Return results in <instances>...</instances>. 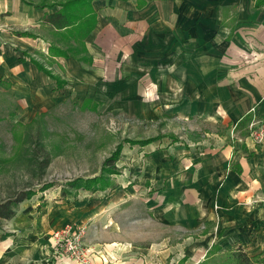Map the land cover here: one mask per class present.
<instances>
[{
    "label": "crops",
    "instance_id": "0c3cea01",
    "mask_svg": "<svg viewBox=\"0 0 264 264\" xmlns=\"http://www.w3.org/2000/svg\"><path fill=\"white\" fill-rule=\"evenodd\" d=\"M133 1L94 0L97 23L85 39L91 66L59 57L48 69L80 94L110 77V60L119 57L125 99L142 108L157 93L175 124H197L212 143L199 141L192 149L180 137L161 135L159 143L171 141L158 151L157 141L138 147L142 156L135 157H160L144 174L149 196L158 200L146 205V216L129 220V236L92 242L94 264L169 258L168 247L152 241L142 247L139 239L140 229H155L158 219L183 233L200 231L184 252L188 264L191 258L201 264L213 247L216 256L264 257V143L256 144L246 128L233 132L246 114L264 121V8L254 0H144L138 8ZM57 9L0 0V89L12 92L23 113L48 110L69 93L54 91V80L30 60L47 53L51 40L43 18Z\"/></svg>",
    "mask_w": 264,
    "mask_h": 264
},
{
    "label": "rangeland",
    "instance_id": "374dc122",
    "mask_svg": "<svg viewBox=\"0 0 264 264\" xmlns=\"http://www.w3.org/2000/svg\"><path fill=\"white\" fill-rule=\"evenodd\" d=\"M30 1L36 3L39 0ZM133 3L137 6L138 0ZM48 38L52 41L51 37ZM117 58L110 60L109 65L114 68L110 77L96 81L88 90L83 87L80 94L65 86L60 90L69 92L66 99L48 110H39L36 115L23 113L24 109L19 107L12 92L7 88L0 89V199L24 190L27 185L37 191L35 196L20 205L13 220L2 224L0 264H94L92 242L103 244L129 236L133 231L129 220L136 215L140 218L146 216V205H153L158 200L149 196L152 193L147 190L152 187L144 174L147 169L156 167L159 155L148 162L144 157H135L136 153L142 156L138 145L129 144L147 139L157 141L161 135L180 137L179 142L185 147L192 146V149L199 147L193 144L199 141L212 143L210 137L205 136L206 129L197 124L191 123V127L175 124L174 118L161 110L157 93L150 94L145 101L147 105L142 104V108L134 100L132 103V100L125 99L122 96L121 60ZM51 65L44 63L46 67L51 68ZM60 90L54 87V91ZM170 141L165 139L164 142ZM39 142L51 159L40 182L29 172L26 161L27 152ZM157 142L156 147L153 146L155 152L164 143ZM119 148V159L113 163L118 174L109 176L113 188L95 193L76 190L78 192L64 198L60 195L61 187L70 180H84L111 172L112 164H106L116 157ZM143 181L146 189L142 190ZM41 182L53 187L38 192ZM160 222L156 220L155 229H140L141 246H149L152 241L154 246L169 248V258L159 257L158 263L153 264H171L172 261L188 264L184 252L195 238L198 239L200 231L183 233L158 225ZM74 232L80 234L86 263L62 256L66 243L59 242L56 237L62 235L73 241L71 234ZM208 255V264H223V256ZM195 261L191 258L189 264Z\"/></svg>",
    "mask_w": 264,
    "mask_h": 264
},
{
    "label": "trees",
    "instance_id": "16d2710c",
    "mask_svg": "<svg viewBox=\"0 0 264 264\" xmlns=\"http://www.w3.org/2000/svg\"><path fill=\"white\" fill-rule=\"evenodd\" d=\"M40 1V2H39ZM38 2H33L29 0V4L33 5L35 8L51 9L57 7L58 9L51 14H45L43 18L44 24L48 28V34L52 38L49 42V47L46 54H40V60L33 57L30 58L32 64L37 70L42 71L47 77L52 81L54 80L55 90L63 89L66 83L56 76L55 73L44 66L47 62L50 66L55 58H75L78 62L86 66H91L92 58L87 52L86 48V38L95 30L97 15L96 11L92 8V2L94 0H39ZM123 1V0H121ZM35 3V4H34ZM145 4L143 0H138L137 8ZM254 6L257 8H264V0H255ZM20 36L34 37L31 34L23 33ZM253 116L246 114L238 121L236 126L233 128L234 132L246 128V135L248 136V126L251 124ZM156 141V139H147L141 141H132L129 146L138 145L139 147L149 145ZM120 148L115 152V158L113 160H108L106 165L112 164V171L100 174L98 177L88 178V179H77L70 180L63 184L60 189V195L64 198L70 193H76V190L87 191L90 193H95L99 191H105L107 189L113 188L114 184L109 180V176L113 174H118V169L113 166V163L119 159ZM28 158L26 156V161L28 162L29 172L32 176L36 178L37 181L41 179L46 174V169L48 168L51 159L45 150V147L41 142L36 144L32 151L27 152ZM38 182V184H39ZM41 188L38 192L51 189L53 185L49 183H40ZM29 187V188H27ZM24 190L12 193L5 199H0V228L4 222L11 221L16 216L19 207L22 203L31 199L37 194V191L30 188L29 185ZM39 205V207H42ZM216 247L211 248L207 254H212L216 256ZM210 255H208L209 258ZM207 259V258H206ZM208 260L202 261L201 264H208ZM223 264H264V257H248L244 253H229L224 259L221 260Z\"/></svg>",
    "mask_w": 264,
    "mask_h": 264
},
{
    "label": "built area",
    "instance_id": "2783aa9c",
    "mask_svg": "<svg viewBox=\"0 0 264 264\" xmlns=\"http://www.w3.org/2000/svg\"><path fill=\"white\" fill-rule=\"evenodd\" d=\"M248 137L252 138L255 143H262L264 142V121L257 120L251 121V124L248 126ZM68 236V233H65ZM73 236V241H68L64 239V236L57 235L56 239L58 238L59 242H65V247L62 252L63 257H68L70 259H75L77 261L85 262L84 251L81 248V243L79 241V235L77 232L71 234Z\"/></svg>",
    "mask_w": 264,
    "mask_h": 264
}]
</instances>
